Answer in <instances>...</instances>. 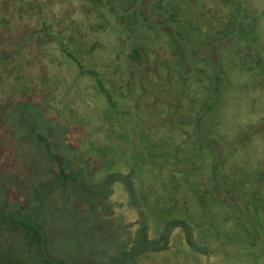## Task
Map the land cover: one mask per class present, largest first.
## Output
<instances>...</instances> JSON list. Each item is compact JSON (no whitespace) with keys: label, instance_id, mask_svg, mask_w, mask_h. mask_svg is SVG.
<instances>
[{"label":"rangeland","instance_id":"1","mask_svg":"<svg viewBox=\"0 0 264 264\" xmlns=\"http://www.w3.org/2000/svg\"><path fill=\"white\" fill-rule=\"evenodd\" d=\"M169 1V6L186 1L192 9L181 13V29L167 31L169 34L156 27L153 0H137L128 9L131 17L126 19L139 23L133 28L141 44L144 42L142 52L148 61V67L139 65L133 73L109 56L130 51L133 40L123 35L124 43L97 46L93 65L75 42H68L73 57L48 46L45 53L54 58L53 65L62 62L76 69L61 76L54 67L55 74L46 80L47 58L42 52L33 51L36 60L32 67L19 61V51L11 53L21 50L20 35L38 22L16 18L5 33L0 27V35L8 37L6 48L15 65L33 75L0 86L12 93L31 84L38 91L20 97L38 106L6 102L0 91V222L4 221L0 264H42V252L63 264H264V205L260 202L264 203V0H232L224 9L221 0ZM107 3L106 17L115 22L123 7L115 8L112 0ZM77 5L76 0H66L57 10L64 14ZM202 13L212 24L218 23L215 29L208 21L194 29ZM72 17L76 21L64 25L56 39L66 40V29L75 24L73 32L82 30L94 40L91 27L100 19L90 15L81 26L77 25L82 21L79 13ZM228 20L233 24H227ZM34 33L30 29L24 41L29 42ZM76 60L99 76L90 72L81 76ZM115 66L121 67L117 74ZM100 81L106 91L98 85ZM129 82L137 85L124 88ZM216 88L221 91L212 92ZM107 93L116 103L129 105L126 113L118 110L119 105L111 108ZM48 127L60 131L45 136ZM65 131L69 133L66 138ZM37 135L49 142L63 138L66 149L55 152L64 158L63 164L72 168L70 158L86 168L88 179L99 181L100 186L115 173L129 175L137 191L135 200L145 212L149 238L157 239L167 229L166 248L123 257L124 251L139 245L142 219L140 207L131 201L121 181L108 184L113 193L97 209L87 207L70 191L65 198L56 185L39 196V181L49 176L50 166L44 144L36 146ZM54 168L58 175L56 164ZM225 172L228 187L236 191L235 186L239 187L237 198L244 197L239 207L234 201L225 204L215 199L214 178ZM47 179L50 184L57 181L54 176ZM13 188L20 191L15 193ZM8 197L25 208L32 207L22 211L18 205L9 206ZM257 204L260 215L254 212ZM30 208H37L34 218L39 213L41 228L37 230L42 237L40 246L33 236L32 249L22 227L31 220ZM172 218L196 225L199 247L188 244L182 228L169 226ZM206 246L210 255L203 249Z\"/></svg>","mask_w":264,"mask_h":264},{"label":"trees","instance_id":"2","mask_svg":"<svg viewBox=\"0 0 264 264\" xmlns=\"http://www.w3.org/2000/svg\"><path fill=\"white\" fill-rule=\"evenodd\" d=\"M65 1L64 0H0V27H2L3 33H5L6 30H9L12 28V22L16 18H18L21 21H26L27 18H30V19H35V21L38 22V25L36 26L27 27L28 29L26 31L27 33L29 32L30 29H34V32H35L29 38V42L24 41L26 38L25 35L27 33H25V35H20V40L18 42V48H20L21 50H12L11 52V53H14V52L17 53L19 51L18 52V55H19L18 57L20 59L19 61L24 62V65L28 67H32L33 63L35 65L36 57L34 56L33 51L36 50V51L42 52L47 58L44 61L45 66L43 68V70H46L47 75L43 76L46 80H48L55 74V72L52 71L54 67H58L61 76L67 75L70 73L69 71L71 69H73L72 71H74V69L76 68H73V67L70 68L68 67V65H64L62 62H59L57 65H53L54 58H52L48 53L46 55L45 51L47 50L45 48H48V46L53 45V47H55L56 50L61 51L62 54L66 56L68 54L69 57H73L71 56L70 50L68 49V46H69L68 42L69 41H71L72 43L75 42V47L78 46L81 53H83L84 55L85 53H88V55L86 54V58L88 62L91 65H93L95 57H94V54L92 53H94L97 50V48H100L97 46L105 47L104 45H110V44H113L115 46L117 44L124 43L125 38L123 37V35H128V36H131V39L133 40V44L131 46L130 51L125 53L124 55L120 54L119 52H116V54L115 52H112L109 56L114 57L113 63L115 62L117 63V65H123L124 68L130 67L132 73L134 72V69H136L139 65H141L142 69L143 67H146V66L148 67L147 65L148 61L145 60L146 59L145 53L143 54L142 52L145 47L144 42L143 44H141L140 40L138 39L140 38V35H138L136 29L133 28L134 25L139 24V23L136 22V24H133L132 21L129 22L126 19V18L131 17V14L128 12V9L130 8V6L132 7L136 6L135 2H137V0H127L128 2H124V3L122 1L120 3H117L118 1L116 2L115 0H112L113 4L115 5V8H117V6L119 7V9L121 6L123 7L121 11L119 10L117 12V13L120 12L121 15L119 16L118 14L115 22L114 21L109 22L105 14V9H107L109 6L107 5L106 7H104V5H106V3L109 2V0H76L78 1L77 8H72V9H69L64 14H59V11L57 10V8L60 5H63ZM210 1L211 0H206V2H210ZM222 1H225V0H221V3L219 4L224 9V6L226 7L227 6L226 4H228V2L232 0H228V1L226 0L225 3H222ZM145 2L146 0H144V3ZM153 2H154L153 9L154 11L157 10L158 26L156 27L159 28L160 30L165 31L166 33L168 32L174 33L176 29L180 30L181 29L180 24H182V22L184 21V18L182 17L181 13L184 14V12L188 9L192 11V9L189 8V6H187L186 1L182 2L181 4H175L173 6L171 5L169 6V4L171 3V1L169 0H153ZM48 8H52L50 9L51 11L47 12ZM77 13H79L80 18L82 19V21L78 22L77 25L84 26L83 22H85L86 18L89 17L90 15H92L96 19L97 18L100 19L101 25L100 23L99 24L94 23L91 27L92 32L95 34V36L93 37L94 40L90 39L91 37L88 35V33L84 35V32H82V30H77L76 32H73L72 27L75 24H72V26L69 27L68 29L65 28L66 33H67L66 36H69V37H66L67 38L66 40L56 39L57 33L60 30H62V27L64 25H66L67 23H73V20L74 22L76 21L75 20L76 18H73L72 16L76 15ZM205 15H206L205 13H202V15H199V17L196 19L197 23H195L196 25H194V29L196 30L200 29V27L202 28L203 24L206 23V21L208 22L210 21V19L208 17H205ZM216 20L218 21L217 18ZM215 22L216 21H214V23ZM209 24H212V23L211 22L207 23V25ZM217 24L218 23L212 24V25H215L214 29L216 28ZM227 24L232 25L233 21L228 20ZM175 25H177V27ZM206 36H209V34H207ZM8 41L9 40L7 36L0 35V84H5L7 82L17 83L20 79H23L24 77L27 79H31L33 75L30 72L27 73L28 69L15 65V61L13 60V58L11 59L12 54L10 52H7L9 51V49L6 48L8 45ZM85 46L89 48L84 49ZM141 46L143 48H141ZM91 47H92V50H91ZM74 62L76 63V67L79 69V73L81 74V76L88 75L89 74L88 72H90V74L92 75H95L96 77L99 76L100 73L98 71H95V70L86 71L84 65L81 64L78 60ZM115 68H117V71H115L114 74L119 73L121 67L115 66ZM217 75L219 76V73ZM4 79H6V81H4ZM221 79L222 78L219 76V79H217L218 83L219 82L221 83ZM186 83L187 82H184L183 84L186 85ZM98 85L101 86L104 89V91H106L103 85L101 84V81ZM136 85L137 84H135L134 82H129L125 84L124 88H127V86L133 87ZM189 85H190L189 87H191L192 84H189ZM29 87H23L22 89H15L12 93H10L8 89H6V87L1 85L0 91L3 90V95H4V99L6 102H17V103L20 102L23 104L30 103L33 106H38L31 102H24V100L20 98V97H31L33 94L38 93L37 89L34 86L30 84ZM213 89H214V86H213ZM213 91L214 93H217L221 90H219V88H216V91L212 90V92ZM106 95L108 97V103L112 109H116L117 106L119 105L118 110L121 109L122 112L126 111V107L129 106L128 104L116 103L110 93L109 94L107 93ZM43 97H45V95H43ZM210 108L211 106L209 105L208 109ZM47 119L51 120L52 118L50 119L48 117ZM81 127L85 128L86 126H81ZM63 128L67 130L66 127H63ZM84 128H81V130ZM46 130L48 131L49 134H46L45 136H52L53 134L59 133L60 131L58 128L55 129V128H50V127H48ZM78 133L79 132L77 131V134ZM63 134H64L63 136L64 138H66L67 135H69L67 131H65ZM45 136L37 135L38 142L36 146H40L41 143L44 144V147H45L44 149L46 150V154H47L46 162L50 166L48 169L49 176L43 179H40L39 181L40 190L37 193L39 196H41L43 191H45L46 194L50 192L49 191L50 189L52 191L53 185H56L62 188L61 193L63 195L66 193L69 194V191H70L74 194H77L80 200L84 202L87 205V207H92L93 209H97V207L100 204H102V201L104 200L105 197L112 195L113 189L110 188L109 185H111L113 181L115 182L121 181L126 186L129 197L131 198V201L133 200L137 208L140 207L138 206V203L135 200V198H137V191L132 182V179L129 178V175L122 174V173H115L109 176L108 179L105 181V183L102 182L100 186L99 181H93V180L88 179L89 178L88 173H87L88 171L86 168L81 167L75 161H71L70 158L69 159L67 158V159L68 161L74 163L72 168L70 166L67 167L63 164V162L65 161L64 158L60 157L59 154L55 153L58 149L62 150L61 148L64 149L66 147L67 144L63 143V138L61 139L62 141L54 140V142H49L47 141V138ZM66 157H67V153H66ZM55 164H56V167L59 168L58 175H54V172H55L54 165ZM236 169L238 168L235 167L234 171ZM261 171H262V174L264 175V168ZM228 175L229 174L225 172V174L219 173L218 176L217 175L215 176L214 179L216 181V184L213 188V194L216 195L215 199L224 201L225 204H230L231 201H234L239 207L242 204V202H240L241 198H244V197L242 195L239 197V199L237 198V195L240 193L239 187L235 186L238 192L234 189L231 190V188L228 187L230 186L228 185L229 183ZM50 176H54L57 181L55 183L52 182L50 184L48 182L49 179H47ZM262 185L264 186V181L262 182ZM241 191L243 192L242 189ZM259 192H261V190ZM64 196L65 198H68V195L67 196L64 195ZM260 202L264 205V203L261 200ZM248 203H250V201ZM42 205H43V202H42ZM229 206L231 208L233 207L232 205H229ZM29 207H32V206L30 205ZM258 209L259 207L257 204V208L254 210L255 215H260L257 211ZM36 211H37V208L35 209L33 208V210L29 211L31 213V216H30L31 220L29 222L24 221L23 226H22L24 228L23 230L26 233V235H28L29 238L31 239V247H30L31 249L33 248V245L35 242L33 240L34 238L36 239L37 242L40 243V246H41V239H42L41 235L38 233V230L41 228L39 224L37 223V218H38L39 213L34 218ZM175 211L176 210H174V212ZM174 212H172L173 216H175ZM139 213L141 216L140 219H142L140 221L141 225H140V231L138 233L139 239H140L139 245L136 244L129 251H124L123 257L125 258L131 257L130 255L138 256L140 254H143V252L149 249L164 250L166 248V243H168L169 232H167V229L163 232L162 236L160 235L159 238L157 239L149 238V225H148V222L146 221L145 212L141 207H140ZM243 214H246L245 210ZM3 222L4 221L0 222V227H3V224H4ZM16 226L18 225H15L14 227ZM169 226L174 227V229L177 227L182 228L183 231L185 232L188 244L195 248L199 247L198 246L199 242H197L195 238L196 225H193L192 222H189L187 220H178L176 218H172V221L169 222ZM232 242L233 241H231V243ZM203 249H205L206 253L210 255L209 247L206 246ZM36 255L37 254H35V256L31 255V258L33 259L34 257H37ZM40 255H42V264H63L62 262H59L58 260H51L50 257L45 256L43 252Z\"/></svg>","mask_w":264,"mask_h":264},{"label":"flooded vegetation","instance_id":"3","mask_svg":"<svg viewBox=\"0 0 264 264\" xmlns=\"http://www.w3.org/2000/svg\"><path fill=\"white\" fill-rule=\"evenodd\" d=\"M15 190V193H18L20 190L18 188H13ZM10 195V194H9ZM14 200V199H13ZM23 200V199H22ZM8 203H9V206L11 205H18L20 207V209L22 211H24L26 208L28 209L29 207H26L22 204H19V202H16V201H12V199L10 197H8Z\"/></svg>","mask_w":264,"mask_h":264}]
</instances>
